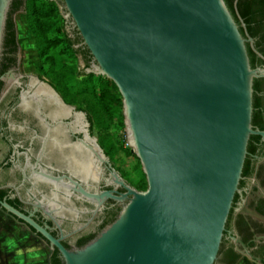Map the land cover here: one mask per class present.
Returning <instances> with one entry per match:
<instances>
[{
    "label": "water",
    "instance_id": "water-1",
    "mask_svg": "<svg viewBox=\"0 0 264 264\" xmlns=\"http://www.w3.org/2000/svg\"><path fill=\"white\" fill-rule=\"evenodd\" d=\"M10 3L0 0V56ZM60 8L64 35L70 18L94 60L84 69L110 79L121 95L128 149L146 188L114 174L126 192L100 197L127 201L73 249L32 214L0 201L7 213L0 211V260L49 264L56 249L61 264H213L249 136L264 137L251 128L252 81L264 78V67H250L246 39L223 0H62ZM14 20L23 67L34 72L25 11Z\"/></svg>",
    "mask_w": 264,
    "mask_h": 264
},
{
    "label": "flooded vegetation",
    "instance_id": "flooded-vegetation-1",
    "mask_svg": "<svg viewBox=\"0 0 264 264\" xmlns=\"http://www.w3.org/2000/svg\"><path fill=\"white\" fill-rule=\"evenodd\" d=\"M53 1L62 6V0ZM20 11L22 8L10 14L13 41L9 30L4 31L1 46L0 201L24 214H32L65 248H78L112 222L127 201L101 198L100 193L108 191L119 197L126 192L116 176L136 190L138 183L134 185L124 177L114 162L112 150H108L102 137L94 134L87 112L66 101L39 70L24 69L14 20ZM65 23L66 35L74 41L71 19ZM73 46L80 48L76 57L81 67H91L94 60L83 55L82 43L74 42ZM258 97L260 105L251 119V128L264 132V87ZM0 211L6 213L1 207ZM219 247L213 264H226L229 250L238 255L233 264H264L262 135L249 136L241 177ZM0 264H5L2 259Z\"/></svg>",
    "mask_w": 264,
    "mask_h": 264
},
{
    "label": "trees",
    "instance_id": "trees-1",
    "mask_svg": "<svg viewBox=\"0 0 264 264\" xmlns=\"http://www.w3.org/2000/svg\"><path fill=\"white\" fill-rule=\"evenodd\" d=\"M223 1L237 23L239 32L246 39L245 45L250 67H264V0ZM19 8L26 11L30 28L35 37L40 60L39 70L45 73H58L59 81L54 82L53 85L64 99L74 104L77 102V96L86 92L88 96L79 100V107L87 112L92 126L100 127L106 124L107 120L112 121L113 118L123 122L122 99L115 84L105 76H96L93 73H84L85 79L81 84L77 83L75 80L76 66L63 59L65 55H71L77 59L76 56L80 48L76 49L73 46L74 42L82 43L84 56L89 55L91 58L92 56L76 29L74 41L63 34L62 28L59 27L62 13L58 3L53 0H11L4 28L6 32L9 30L10 41L14 39L13 19L10 14ZM262 87H264V78H254L252 81L251 119L260 105L258 93ZM102 138L106 142L108 150L114 148L116 140H112L110 137ZM122 151L125 156H133L140 165L138 158L129 149ZM137 188L139 190L146 188L145 176L140 179ZM226 257V264H233L238 255L229 250ZM50 264H61L60 255L56 249L50 256Z\"/></svg>",
    "mask_w": 264,
    "mask_h": 264
},
{
    "label": "rangeland",
    "instance_id": "rangeland-1",
    "mask_svg": "<svg viewBox=\"0 0 264 264\" xmlns=\"http://www.w3.org/2000/svg\"><path fill=\"white\" fill-rule=\"evenodd\" d=\"M26 13V11H25ZM26 26L29 28L30 33V40H31V47H32V54H33V61H34V72L36 70H39L40 67V60L38 58V51L37 46L35 43V37L32 33V30L29 25L28 16L26 13ZM59 27L62 28L63 34H64V23L62 19H59ZM63 59L67 61L69 64H74L76 66L75 70V80L77 83H82V81L85 79L84 73H88L86 69L79 68L76 65V59H74L71 55H65L63 56ZM40 71V70H39ZM41 75L45 76L52 84L54 82L59 81L58 73L52 72V73H45L43 71H40ZM97 76V75H96ZM84 89V88H83ZM87 91V90H84ZM86 92H82L79 96H77V102L74 103L79 107L80 102L79 100L82 98L87 97ZM107 123L104 125H101L100 127L94 125L93 132L99 137H107L111 138L115 141L114 148L110 149L113 152V159L114 162L121 168L124 177L131 182L132 184L136 185L142 177H144L143 171L141 169V165L137 163L136 159L133 156H125L123 151L124 149H128V143H127V134H126V125L124 121H119L117 118H113L112 121H106Z\"/></svg>",
    "mask_w": 264,
    "mask_h": 264
},
{
    "label": "bare ground",
    "instance_id": "bare-ground-1",
    "mask_svg": "<svg viewBox=\"0 0 264 264\" xmlns=\"http://www.w3.org/2000/svg\"><path fill=\"white\" fill-rule=\"evenodd\" d=\"M43 90H44V89H43ZM43 90H42V91H43ZM43 92H44V91H43ZM45 92H46V91H45Z\"/></svg>",
    "mask_w": 264,
    "mask_h": 264
}]
</instances>
